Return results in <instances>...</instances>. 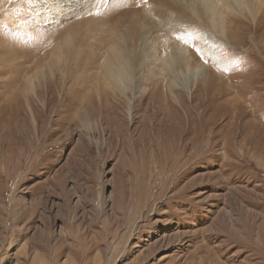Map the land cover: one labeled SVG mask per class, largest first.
<instances>
[{"label":"rangeland","instance_id":"374dc122","mask_svg":"<svg viewBox=\"0 0 264 264\" xmlns=\"http://www.w3.org/2000/svg\"><path fill=\"white\" fill-rule=\"evenodd\" d=\"M62 1L0 0V264H264V0L217 49L195 0ZM178 47L189 69L167 72Z\"/></svg>","mask_w":264,"mask_h":264},{"label":"bare ground","instance_id":"6f19581e","mask_svg":"<svg viewBox=\"0 0 264 264\" xmlns=\"http://www.w3.org/2000/svg\"><path fill=\"white\" fill-rule=\"evenodd\" d=\"M194 3L196 4L195 6L189 3L186 5L189 10V13L191 14V17H194V18L202 17L204 20H206L208 26L212 29V31L214 32L216 36V40H217L216 49L218 47H223L228 44V39L230 37L229 36L230 25H231V21L229 20V14L233 13V14H238L240 16H243L245 12L252 19H254L256 10L260 7V3L258 0H195ZM70 4H72L71 0H64L62 1V3L57 4V7L59 8V12H65L67 10L70 11L69 9ZM163 7L166 10H168L167 13L169 12L171 16H173L172 19L169 18V20L171 21L173 20L174 22H177V21L182 22L183 20H186L188 18V16L184 14V12L171 7V5H169L168 3H163ZM133 35H134V31L131 32L130 37H133ZM117 37L120 42L117 44L116 43L113 44L112 46L113 48L111 51L114 61L113 63H111L112 62L111 60L110 64H108L107 62L109 61H107L106 62L107 64H105L107 65L106 67L107 80L109 82H112L113 85H115L117 90H119L120 94L127 102V107H126L127 115H128L127 117H128V120L131 121L132 107H131L130 99L127 98L126 96V92L130 91V85H131V80H130L131 60H130L128 48H129V41H132L133 38H130V40L126 42L127 35L125 33H119ZM204 48L208 50H212V47L208 45H204ZM177 64H179L183 69H187V70L189 69L188 61L186 60V51L182 47L174 48L164 55V70L165 71L171 73L172 71L175 70V66ZM194 72L196 73L192 76V79H191L192 81H195L200 74L201 76L205 74L204 68H199L195 70ZM176 85L177 84L175 83V76H173L171 79V85L168 86L169 94L171 95V98L173 99V102H174L173 104H175L178 107H182L183 103L179 99L178 95L174 92L175 89H177L178 87ZM179 85L181 89H183V91L187 93L190 92L189 79L183 80L182 83ZM142 92H144V90ZM148 96H150L149 98L154 101L153 92H149ZM167 100L168 99L162 94L161 97L159 98L158 106L156 107V110L154 113L155 116H159L162 114L161 112L164 109V107L168 106V103L165 102ZM245 115L248 116V111L244 112V116ZM231 119H232V122L228 123L231 126L230 131H232L233 134L235 135L236 133L241 134L242 133L241 131L246 127L248 122L246 121L242 122L239 120L236 126L234 123L238 119L237 115L236 116L232 115ZM233 125H235V127H233ZM189 132H190V125H187L185 129L184 137H186L187 134H189ZM197 147H198V144H197ZM186 148H187L186 144L182 145L181 151H185Z\"/></svg>","mask_w":264,"mask_h":264}]
</instances>
